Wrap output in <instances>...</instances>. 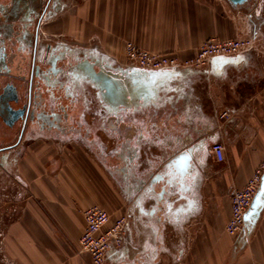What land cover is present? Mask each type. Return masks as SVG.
I'll list each match as a JSON object with an SVG mask.
<instances>
[{"label": "rangeland", "instance_id": "1", "mask_svg": "<svg viewBox=\"0 0 264 264\" xmlns=\"http://www.w3.org/2000/svg\"><path fill=\"white\" fill-rule=\"evenodd\" d=\"M84 1L52 0L45 7L39 1H34V10L30 13L24 6L17 5L16 15L12 14L7 24L0 23L4 41L1 44L3 57L8 54L6 64L29 76L35 62L40 72L36 76L37 109L53 122L52 127L43 130L28 129L17 148L0 153V264H21L11 256L6 244L10 224L23 211L30 195L17 172V166L27 151L39 148L43 141L63 152L78 147L90 154L106 172L112 185L105 198L107 204L105 206L99 202L95 205L109 210L108 226L126 219L119 229L122 244L128 217L127 213H123L126 206L121 204V196L127 200L129 198L134 210L139 209L143 213V206L150 204L148 208H153L156 204L158 195L154 193L153 186L155 180L162 178L161 196L164 194L165 203L171 198H184L187 194L182 190V183L187 182L190 186L188 195L195 200L204 199L208 204L212 183L218 182V169L225 163L227 152H230L226 151L224 143H234L217 141V134L230 119L237 117V110L217 105L219 94L214 88L221 83L209 81V63L205 58L196 59L209 38L186 57L176 49L160 50V46H168L175 41L178 30L173 23L177 18L165 4L155 5L154 0H147L144 6H131L128 11L124 8L126 11L120 14L122 26L106 42H101L95 36L82 39L73 32H58L56 18L65 11H74ZM195 1L202 3L205 0ZM260 1L245 0L234 6L240 8L247 20L246 13L254 11ZM26 12L28 21L22 17ZM245 19L242 20L243 29L237 36L245 38L248 46L242 53L253 52L262 56L264 32L249 29ZM20 38L23 39L19 41ZM34 38L38 56L35 61L31 52ZM25 43L27 48L21 49L20 45ZM128 44H131L130 48ZM48 46L53 57L45 62L41 58V50ZM131 48L151 58L149 64L160 66L142 67L143 57H132ZM189 60V63L186 62ZM84 69L102 78L109 75L119 77V81L121 78L131 80L133 85L128 89L124 84V87L114 89L107 95L94 81L84 76ZM136 70L153 72L155 77L147 80L137 75ZM167 72H171L172 76L166 77L164 74ZM142 83L147 90L138 97V85ZM106 98L113 99V105ZM215 142L225 146L223 160L214 155L211 149ZM194 148L196 151H192ZM188 153L191 154V167L188 173L183 174L178 171L179 158ZM261 165L264 162L257 168ZM86 209L82 210L84 219ZM115 217L112 222L111 219ZM204 220L205 217L195 214L192 238L178 237L184 245L187 241L192 242L197 250L201 248L199 246L207 244L203 232ZM255 227L256 223L249 224L239 233L245 234ZM164 233L161 238L162 252L159 253L162 255L160 264H187L184 256L176 258L175 263L171 253L165 252L177 240V236ZM77 252L85 253L80 248ZM131 252L134 255L136 249L131 247ZM193 260L194 264H207L201 252H195ZM232 260L227 264H233ZM108 263L116 264L108 262L107 258L105 264ZM89 264H93L91 258Z\"/></svg>", "mask_w": 264, "mask_h": 264}, {"label": "crops", "instance_id": "2", "mask_svg": "<svg viewBox=\"0 0 264 264\" xmlns=\"http://www.w3.org/2000/svg\"><path fill=\"white\" fill-rule=\"evenodd\" d=\"M146 1L85 0L74 11H65L58 16L56 27L58 32H73L82 39L95 36L106 42L122 26L120 14L124 8L128 11L131 6H144ZM154 4H165L177 18L173 23L178 30L175 41L160 46V50L176 49L184 57L190 56L208 38L234 39L243 29L245 15L231 0H205L202 3L154 0ZM246 14L249 29L264 32V1ZM218 58L231 62L224 63ZM207 75L210 82L221 83L214 88L219 94L217 105L237 110V117L230 119L217 134V141L234 143L223 142L226 151L230 152L218 169V182L212 183L208 204L204 199L195 200L188 195L190 186L187 182L182 183V190L187 194L184 198H171L165 203L164 194L161 196L162 178L155 180L153 186L158 195L156 204L153 208H148L150 204L143 206V213L134 210L129 198L121 196V204L126 206L123 213L128 217L125 240L120 248L108 252V262L160 264L161 238L168 232L177 236V240L165 249L175 258V263L184 256L187 264H194L195 252H201L207 264H227L231 259L233 264H264V208L254 229L245 234L225 232L231 216L232 191L244 187L255 169L264 162V55L246 52L234 58L215 57L209 63ZM43 142L39 148L27 151L18 162L17 172L30 195L23 211L10 224L6 238L8 251L21 264H89L90 255L77 252L86 227L82 210L99 202L106 206L105 198L112 185L106 172L87 152L78 147L63 152L47 141ZM179 163L178 170L188 173L191 163L187 167L182 161ZM195 214L205 217L203 232L207 238V244L197 250L192 242L187 241L184 245L178 238H192ZM114 219L116 217L111 219L112 222ZM131 247L136 249L134 255Z\"/></svg>", "mask_w": 264, "mask_h": 264}, {"label": "built area", "instance_id": "3", "mask_svg": "<svg viewBox=\"0 0 264 264\" xmlns=\"http://www.w3.org/2000/svg\"><path fill=\"white\" fill-rule=\"evenodd\" d=\"M129 48L131 44H128ZM245 38L236 37L234 39L220 40L212 37L207 40L196 55V59L205 58L208 63L215 57H231L239 55L247 48ZM131 56H142V67L160 66L151 65L146 54L137 53L131 48ZM204 60V61H206ZM186 61V62H190ZM214 155L220 160L224 159L225 146L220 142H215L211 147ZM264 176V165H261L250 176L244 187L235 189L231 193V216L226 223L225 230L227 233L234 235L243 230L246 224L245 216L250 210L255 196L259 192ZM86 227L80 237V250L90 255L93 264H105L108 258V252L116 247L121 246V226L126 219H121L117 224L109 225L110 215L102 207L93 205L85 210ZM120 229V230H119Z\"/></svg>", "mask_w": 264, "mask_h": 264}, {"label": "flooded vegetation", "instance_id": "4", "mask_svg": "<svg viewBox=\"0 0 264 264\" xmlns=\"http://www.w3.org/2000/svg\"><path fill=\"white\" fill-rule=\"evenodd\" d=\"M34 1H39L43 6H48L52 0H0V23L7 24L12 14L18 6H24L28 13L33 9ZM36 7V6H35ZM27 13V12H26ZM24 14V19H29V15ZM10 27V26H9ZM8 35V33H7ZM0 32V153L17 148L23 142L28 129L43 130L45 127H52L53 122L50 117L37 109L36 76L40 75L35 62L28 75L15 71L14 68L6 64L5 55L1 44L4 42ZM26 37L27 35L24 34ZM23 38H20L21 41ZM25 39V38H24ZM37 42V41H36ZM21 43V42H20ZM23 44V43H21ZM20 45L21 49L27 48ZM33 40L32 55L34 61L37 59V43ZM42 59L46 62L52 59L51 49L41 50ZM5 62V63H4ZM55 72V70H53ZM36 121V122H35ZM37 123V124H34ZM39 123V124H38ZM34 135V134H33ZM6 137V138H5Z\"/></svg>", "mask_w": 264, "mask_h": 264}, {"label": "water", "instance_id": "5", "mask_svg": "<svg viewBox=\"0 0 264 264\" xmlns=\"http://www.w3.org/2000/svg\"><path fill=\"white\" fill-rule=\"evenodd\" d=\"M234 4H241L243 3L245 0H231ZM84 76H86L87 78H90L92 81H94L104 92L107 93V95L115 89V90H118L122 87H124V84L126 86V88H131V86L133 85V83L131 82V80H124L121 78V80L119 81V77L115 76V77H111V76H100V75H95L94 73H91L90 71L88 70H85L84 69ZM136 74L137 75H140L142 76L143 78H147L148 79H151V78H154L155 77V73L153 72H144L142 70H136ZM164 75H166V77H168L169 75H171V72H167L165 73ZM138 97H141L142 95H144V93L146 92L147 90V87L144 83H142V85H138ZM110 95V94H109ZM111 98V97H110ZM110 98H106L109 102H111V104L113 105V99H110ZM179 171V170H178ZM262 188H264V176H263V181H262V185H261V188L259 190V192L257 193V195L255 196L254 198V201L252 203V206L250 208V210L253 209V206H254V203H257L258 204V207L256 208V211L258 212V215H254L252 217V219L249 221V220H246V225L245 226H249V224H254L256 223V221L258 220L263 208H264V194H261V190ZM259 195V201H257V197ZM250 210L247 212V214L250 212ZM251 229H249L250 231Z\"/></svg>", "mask_w": 264, "mask_h": 264}, {"label": "snow or ice", "instance_id": "6", "mask_svg": "<svg viewBox=\"0 0 264 264\" xmlns=\"http://www.w3.org/2000/svg\"><path fill=\"white\" fill-rule=\"evenodd\" d=\"M238 59H242V58H238ZM218 60H223V58H218ZM223 62L224 63H230L231 61L223 60ZM192 151H196V149L194 148ZM190 159H191L190 153L185 154L184 156L179 158V160L184 163L185 167H187V165L190 163ZM174 163H177V162H174ZM261 194H264V188H262ZM257 201H259V195L257 197ZM257 207H258V204L254 203L253 209L250 210V212L248 214H246V216H245L246 220L250 221L254 215H258V212L256 211Z\"/></svg>", "mask_w": 264, "mask_h": 264}, {"label": "bare ground", "instance_id": "7", "mask_svg": "<svg viewBox=\"0 0 264 264\" xmlns=\"http://www.w3.org/2000/svg\"><path fill=\"white\" fill-rule=\"evenodd\" d=\"M127 57V56H126ZM6 138V137H5ZM246 225V224H245ZM109 264V263H108Z\"/></svg>", "mask_w": 264, "mask_h": 264}]
</instances>
